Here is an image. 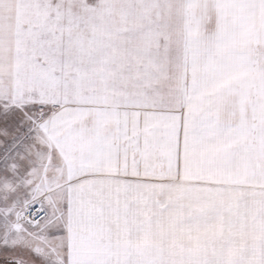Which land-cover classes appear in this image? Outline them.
<instances>
[{"label": "snow or ice", "instance_id": "obj_1", "mask_svg": "<svg viewBox=\"0 0 264 264\" xmlns=\"http://www.w3.org/2000/svg\"><path fill=\"white\" fill-rule=\"evenodd\" d=\"M0 264H264V0H0Z\"/></svg>", "mask_w": 264, "mask_h": 264}]
</instances>
